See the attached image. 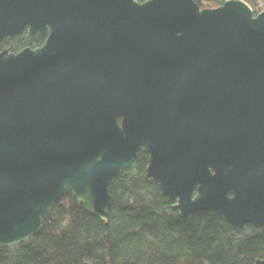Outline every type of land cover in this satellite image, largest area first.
Returning <instances> with one entry per match:
<instances>
[{"label": "trees", "instance_id": "obj_1", "mask_svg": "<svg viewBox=\"0 0 264 264\" xmlns=\"http://www.w3.org/2000/svg\"><path fill=\"white\" fill-rule=\"evenodd\" d=\"M24 2L0 0L7 264H223L232 254V264H264V169L245 182L228 172L249 130L251 94L238 77L264 70V0H29L18 25L10 10ZM216 6L215 48L171 95L168 136L139 145L132 137L143 112L139 79L182 59L169 38ZM39 26L58 33L46 44L59 52L36 65L18 36ZM118 41L133 54L131 65L117 62ZM15 51H26V77ZM85 110L95 115L91 129ZM18 132L33 151L29 160L14 152ZM123 142L131 154L110 158L108 148Z\"/></svg>", "mask_w": 264, "mask_h": 264}, {"label": "water", "instance_id": "obj_2", "mask_svg": "<svg viewBox=\"0 0 264 264\" xmlns=\"http://www.w3.org/2000/svg\"><path fill=\"white\" fill-rule=\"evenodd\" d=\"M21 14L26 11L20 10ZM219 21V11L215 14H198L179 31L169 38L170 46L177 52L195 48L181 60L167 62L149 69L147 75L138 81L142 116L132 137L139 145H152L157 134L167 137L170 132L169 109L170 97L181 80L193 71L202 60L213 52L217 40L215 28ZM235 68L228 65L226 70ZM249 112L246 119L248 133L231 151V163L228 172L245 182L255 170L264 169V87L252 83ZM14 150L21 159H30L33 152L27 137L18 132L14 135ZM21 204L18 203L17 214ZM11 246L0 236V264H7Z\"/></svg>", "mask_w": 264, "mask_h": 264}, {"label": "rangeland", "instance_id": "obj_3", "mask_svg": "<svg viewBox=\"0 0 264 264\" xmlns=\"http://www.w3.org/2000/svg\"><path fill=\"white\" fill-rule=\"evenodd\" d=\"M29 0H25L23 4L17 5V7L13 8V10H10V14L13 15L14 21L19 25V20L23 18L18 13V10L23 9L27 10L25 5L28 3ZM218 11V6L215 7V9L209 13L215 14V12ZM33 21V18H30L26 24V26L22 29H19L20 32H23L24 30H28V28L31 26V23ZM216 32V28H215ZM58 35L57 32L48 31L46 28L38 27L32 29L29 33H21L18 36L19 40L25 41L26 45L30 46L31 52V62L33 64H40L43 61V58L51 59L53 57H56L58 55V47L56 45H48L46 44L48 40H54L56 36ZM41 41L44 46L38 45V42ZM24 45L22 47L24 50L26 48L28 49V46ZM27 51V50H26ZM26 51H22L21 53L19 51H15L16 58H17V67L16 70H20L19 74L22 77H26L31 72V67L28 65L29 63L26 62L27 56ZM182 57H184L187 53H189V50H185L183 52H179ZM45 55V56H43ZM133 54L131 51L120 41L117 43V49H116V60L119 64L123 66L131 65L133 63ZM9 69H12L9 67ZM17 70V71H18ZM18 74V75H19ZM19 75V76H20ZM256 83L259 85H262L264 87V70L260 67H256L253 69L252 74L250 77L241 76L238 77V85L241 87H245L249 90L250 94L252 91L251 84ZM91 95L89 93H85L86 100L83 101L81 104V108H84L83 105L89 102ZM89 109V108H88ZM86 112V126L91 129L95 122V115L92 113L91 110H85ZM107 154L112 159H119L123 157H128L131 154V149L128 143H116L112 144L108 150ZM65 155V154H63ZM235 255L232 254L223 264H232L234 261ZM15 259V257H14Z\"/></svg>", "mask_w": 264, "mask_h": 264}, {"label": "bare ground", "instance_id": "obj_4", "mask_svg": "<svg viewBox=\"0 0 264 264\" xmlns=\"http://www.w3.org/2000/svg\"><path fill=\"white\" fill-rule=\"evenodd\" d=\"M20 10H22V9H20ZM20 10H19V13H20ZM23 11H26V10H23ZM27 13V12H26ZM25 13V14H26ZM21 14V13H20ZM25 14H22V15H25ZM181 60V59H180ZM179 85V84H178ZM178 87V86H177ZM177 89V88H176ZM252 92V91H251ZM174 93V92H173ZM29 142V141H28ZM30 145V144H29ZM30 148H31V146H30ZM13 149H14V137H13ZM32 150V149H31ZM14 152H15V150H14ZM33 152V151H32ZM15 154H16V152H15ZM17 156V155H16ZM18 157V156H17ZM33 157V156H32ZM24 160H26V159H24ZM29 160V159H28ZM20 202V204H21V200L19 199V200H17V202H16V212H17V207H18V203ZM20 212H21V210H20ZM17 215H20V214H17ZM3 239V238H2ZM4 240V239H3ZM5 242H7L10 246H11V244L8 242V241H6V240H4ZM11 250H12V248H11Z\"/></svg>", "mask_w": 264, "mask_h": 264}]
</instances>
